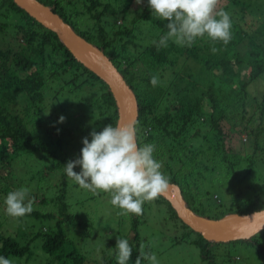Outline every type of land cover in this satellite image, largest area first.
<instances>
[{"label": "trees", "instance_id": "16d2710c", "mask_svg": "<svg viewBox=\"0 0 264 264\" xmlns=\"http://www.w3.org/2000/svg\"><path fill=\"white\" fill-rule=\"evenodd\" d=\"M37 1L50 7L77 35L100 49L118 70L136 98L137 143L155 145L154 157L162 164L161 171L170 178L171 184L178 186L187 208L197 216L212 220L264 210V191H256L251 184L255 180L253 157L234 151L235 140L234 143L227 140L230 133L240 134V128L248 124V143L255 150L264 147L260 145L264 133L261 126L264 93L255 111L251 110V100L255 101L256 97L248 90L258 78L264 81L262 0H228L233 5L232 15L252 16L254 11L260 14L261 21L250 34L234 23V15H230L232 39L227 45L199 38L192 46L169 40L167 47H158L159 39L168 31L167 21L151 14L147 0L143 5H137L135 0ZM133 12L132 19L126 18ZM81 16L87 20L86 30L77 29ZM129 24L135 25L134 28H129ZM146 25L152 29L144 32L137 28ZM213 48L217 50L213 52ZM78 71L87 76L78 88H97L100 95L99 98L89 97L92 111L88 114L97 115L95 131H102L108 124L115 126L118 110L106 83L80 64L51 30L30 17L14 0H0V195L20 188L24 182L22 179L6 182V177L11 176L7 166L12 168L17 156L37 153L47 163L53 160L48 174L58 172L61 176L55 212L33 210L25 215V223L19 227L22 244L15 237H5L0 232V256L18 259L22 264H29L40 249L47 257L44 264H117L116 251L103 257L101 250L95 260L86 258L75 243L87 238L89 233L73 241L79 230L75 227V216L69 214L66 205L69 177L64 165L77 159L80 151L75 157L62 152L63 139L67 136L73 140V137L62 130L55 133L52 116L45 109L60 95L58 89L51 91L50 85L61 81L60 76L66 72L73 73V84ZM152 76L158 79L155 87L150 84ZM175 80L183 87L181 93L175 92ZM63 82L66 89L68 82ZM170 92L174 94L171 102L168 100ZM68 95H73V90ZM257 120L258 127H249ZM225 122L230 125L227 132L223 130ZM224 179H229L230 186L226 200L222 201L218 196L212 197V190H222ZM32 196L29 193L28 198ZM155 201L163 202L171 218L193 232L178 219L164 197ZM207 203H211L210 206H206ZM50 217L56 218L53 230L46 226L40 227L41 230L34 228V219ZM138 224V217H134L131 227L134 241L139 237ZM66 231L75 232L74 239L67 238ZM193 233L196 235L193 243L206 264H216L213 246L236 243L250 246L260 261L264 259V229L247 239L227 243L207 241ZM129 244L132 256L128 264H134L141 251L137 244L130 241ZM141 264H146L143 259Z\"/></svg>", "mask_w": 264, "mask_h": 264}, {"label": "rangeland", "instance_id": "374dc122", "mask_svg": "<svg viewBox=\"0 0 264 264\" xmlns=\"http://www.w3.org/2000/svg\"><path fill=\"white\" fill-rule=\"evenodd\" d=\"M264 8V0H262ZM144 3V0H143ZM142 3V5H143ZM78 8V11H81ZM216 10H223L229 13L232 17L234 23H238L243 30L249 34L258 26L260 23V14L254 11L255 15H248L246 13L241 16V13H235L232 15L233 5L228 0H218ZM140 9L138 10V12ZM135 13L128 14L126 18L132 19ZM80 17L78 20L77 29L81 30L87 28V20ZM114 21L115 18H111ZM75 21V20H73ZM77 22V20H76ZM122 22L118 20V25ZM135 25L129 24V28H134ZM142 31H147L150 28L148 25L137 26ZM191 64V62H189ZM193 66V63L191 64ZM245 70V69H244ZM73 73L66 72L62 74V80L54 82L51 84V88L58 89L60 95L55 102L49 103L45 106L46 113L51 115L50 119L53 120V126L56 127V131L62 130L67 134L72 135L73 140L66 138L63 139L61 144L62 152L77 156L80 149L83 147L82 138L88 137L91 141V136L89 133L96 129L97 115H89L88 112L92 111L89 104V97L97 96L99 98V93L97 88H90L87 86L83 89L78 88V84L81 85L84 80L87 79L86 75H82L79 71L78 76L73 81ZM68 82L66 89L64 88V82ZM176 84L175 92L181 93L183 90L182 85L178 81H174ZM62 87V89L60 88ZM73 90V95H68L69 92ZM251 95H255L256 100L252 101V109L257 111V103L260 101V97L264 93V81L258 78L251 84L248 88ZM55 93V92H54ZM97 93V94H96ZM54 95V94H53ZM52 95V96H53ZM168 100L174 98V94L171 92L168 94ZM92 106V105H91ZM55 108L57 110H55ZM65 117L64 121L58 122L59 117ZM105 116V115H104ZM104 119V118H102ZM61 125V127H60ZM246 126L244 125L240 128L242 131L239 134L237 131L230 133L227 140L232 141L235 147L234 151L240 152L242 155L252 156L255 164V180L251 182L255 187L256 191H264V147H259L255 150L247 139ZM258 120L256 123L249 127H258ZM264 127V122L261 124ZM230 125L227 122L223 123V130L227 132ZM204 130V126L202 127ZM87 130V131H86ZM98 132V131H97ZM45 136V135H43ZM262 140L260 145L264 146V133L261 135ZM58 150V149H57ZM59 151V150H58ZM240 154V156H241ZM53 160L47 163V160L41 158L37 153L17 156L12 161V168L7 166V170H10L11 176L6 177V182L9 184L13 182L14 179H22L24 182L21 187L29 188L33 196L28 198L34 200L33 210L37 212H55L56 209V196L58 191V186L61 182V176L58 172L48 174V167L52 165ZM74 171L79 172L80 168L77 166ZM13 172V174H12ZM25 176V178H22ZM3 187L4 185L1 184ZM223 189L219 192L217 189L212 190V197H219L220 200H226L228 196V190L230 186L229 179L222 180ZM222 188V187H221ZM7 195V194H6ZM6 195L2 192L0 195V232L4 234L5 237H15L21 244L23 243L21 238V232L19 227L25 223V216L20 218H13L6 214L4 199ZM251 196V193H250ZM111 194L98 191L93 193L89 190L79 187L71 178L67 179L66 182V205L68 204V212L75 216V227L79 230L77 236L74 239L73 231H66V237L74 239L76 242L78 239L83 237L84 233H89L88 237L83 239L81 242H76L75 245L81 252L86 256L88 260H95V256H99L102 250L103 257H109L112 253L116 251L115 245L117 237L121 239H127L133 245L137 244V248L145 253H155L159 264H206L202 261L200 256V251L193 243L196 240V235L190 232L187 228L183 227L182 224L171 218L167 206L163 202H146L143 207V215L136 216L135 214L120 215L119 209L113 207L110 203ZM44 200L46 203L42 204L40 202ZM27 202V201H26ZM211 203H207L206 206H210ZM211 208H214L211 205ZM134 217H138V240L134 241L133 230H132V220ZM55 217H50L48 219L38 218L34 219V228L41 230L40 227L46 226L53 230L55 228ZM61 217H59V220ZM143 246V247H142ZM213 252L216 254L215 263L216 264H263L260 261L259 256L254 252V250L245 244L236 243L227 246L216 245L213 246ZM39 250H37L38 252ZM240 259L236 260V257ZM46 255L40 252L33 255L29 264H44ZM14 264H22L21 261L15 258L10 259ZM146 264H150L149 261L144 260Z\"/></svg>", "mask_w": 264, "mask_h": 264}, {"label": "clouds", "instance_id": "9594fccd", "mask_svg": "<svg viewBox=\"0 0 264 264\" xmlns=\"http://www.w3.org/2000/svg\"><path fill=\"white\" fill-rule=\"evenodd\" d=\"M135 3L140 5L143 0ZM217 3L218 0H147L151 14L167 21L168 31L159 39L158 47H167L169 40L192 46L199 38L227 45L232 39V22L229 13L216 10ZM157 83V77L152 76L150 84L155 87ZM64 119L61 116L58 122ZM89 135L91 141L82 138L79 157L64 165L66 175L83 189L110 193V203L120 210V215H143V204L155 202L170 183V178L161 171L162 164L154 157L155 145L140 146L132 124H108L102 131L93 130ZM77 166L79 172L74 171ZM29 192V188L20 187L7 193L4 205L8 216L20 218L33 211L34 200L28 199ZM115 249L117 264H128L132 256L129 241L117 237ZM142 259L159 264L155 253L143 251L134 264H141ZM0 264L12 261L0 256Z\"/></svg>", "mask_w": 264, "mask_h": 264}, {"label": "water", "instance_id": "95a60500", "mask_svg": "<svg viewBox=\"0 0 264 264\" xmlns=\"http://www.w3.org/2000/svg\"><path fill=\"white\" fill-rule=\"evenodd\" d=\"M14 2L44 28L51 30L80 64L106 83L117 106V123L135 125L137 120L135 95L108 57L96 46L77 35L50 7L37 0ZM161 196L171 205L183 224L207 241L227 243L243 240L264 229V210L255 212L257 213L255 216L254 213L244 216L229 214L221 219L212 220L197 216L187 208L175 184L169 183Z\"/></svg>", "mask_w": 264, "mask_h": 264}]
</instances>
